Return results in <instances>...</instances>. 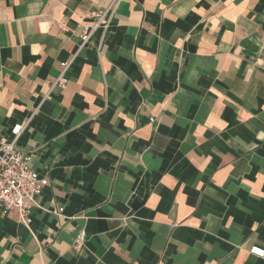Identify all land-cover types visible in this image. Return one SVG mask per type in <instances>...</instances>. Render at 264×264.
Listing matches in <instances>:
<instances>
[{
	"label": "crops",
	"instance_id": "crops-1",
	"mask_svg": "<svg viewBox=\"0 0 264 264\" xmlns=\"http://www.w3.org/2000/svg\"><path fill=\"white\" fill-rule=\"evenodd\" d=\"M112 2L0 0V138L48 180L0 264H264V0H122L81 49Z\"/></svg>",
	"mask_w": 264,
	"mask_h": 264
},
{
	"label": "built area",
	"instance_id": "built-area-1",
	"mask_svg": "<svg viewBox=\"0 0 264 264\" xmlns=\"http://www.w3.org/2000/svg\"><path fill=\"white\" fill-rule=\"evenodd\" d=\"M120 1L122 0H113L105 10L91 13L92 21L83 27L81 49L86 46L94 33L101 29L106 31ZM262 56L261 63L264 65V52ZM72 62L71 60L62 64L61 72L51 84L49 95L56 88L64 90L67 87L69 81L66 74ZM29 121L14 126L9 137L0 138V214L7 217L15 212L26 226L33 222L32 212L35 207V199L48 186V180L41 177L32 166L33 151L25 150L19 145L20 138L28 127ZM249 253L259 259L264 258L263 247L254 246Z\"/></svg>",
	"mask_w": 264,
	"mask_h": 264
}]
</instances>
